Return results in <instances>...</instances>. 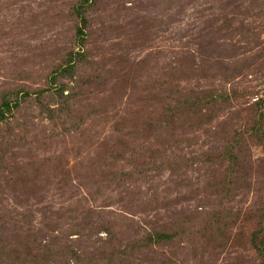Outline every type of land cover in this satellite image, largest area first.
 Here are the masks:
<instances>
[{"label": "rangeland", "instance_id": "rangeland-1", "mask_svg": "<svg viewBox=\"0 0 264 264\" xmlns=\"http://www.w3.org/2000/svg\"><path fill=\"white\" fill-rule=\"evenodd\" d=\"M80 3L0 0V94L33 93L0 125V264H68L69 247V264H118L131 242L126 264H261L245 239L264 226V143L248 133L264 128V0H91L82 46ZM69 54L60 99L47 77ZM169 90L224 97L161 145L143 125ZM160 227L185 237L149 242Z\"/></svg>", "mask_w": 264, "mask_h": 264}, {"label": "trees", "instance_id": "trees-1", "mask_svg": "<svg viewBox=\"0 0 264 264\" xmlns=\"http://www.w3.org/2000/svg\"><path fill=\"white\" fill-rule=\"evenodd\" d=\"M89 4H91V0H81L80 5L75 9L74 14L76 19L79 21L80 24H78L77 30H76V36L80 40L79 45L82 46L84 43V30L86 27V19L84 11L89 8ZM80 54H69L66 56V59L63 60V63L59 64L56 67H53V70H51V73L49 77H47V80L49 81L51 86H54L56 89V92L60 99H64V93L66 91L65 83L62 82L63 79H66L68 77H72V72L75 70V64L74 59ZM81 57V56H80ZM172 83H169L171 85ZM171 87V86H170ZM40 93H36V96L40 97ZM159 94V93H158ZM33 97V93L29 91H25L23 89L16 90L12 93L4 92L0 94V125L2 123H5L8 121L10 117H13L16 112H18L21 109V105L23 102H26L28 99H31ZM185 97L184 102L181 101V99ZM223 95L210 93L209 99L207 104H204L202 98L200 97H193L190 95H182L181 92L176 91L175 93L172 92V90L166 91L163 94V99L155 96V98L152 99V101H156L158 99H162L160 101L161 105L159 110L161 111V116L156 115L155 118L152 120H145L143 125L144 131L147 134L145 140H151L153 139H161L160 144L163 143H169L171 141H175L176 144H178L179 141L184 142L187 137V128H189L190 125V119L187 117L195 107H199L200 105H211L215 100L218 98H223ZM155 99V100H154ZM207 99V98H206ZM49 117L53 118L54 113L48 111ZM194 115V114H193ZM262 120L263 118L261 116L258 117L257 120L254 121V124L250 129H248V133L252 135V137H255L256 139H259L262 143H264V128L262 127ZM141 126V128H143ZM134 128H137V126H134ZM139 128V126H138ZM237 138V137H236ZM235 138V139H236ZM234 139V140H235ZM239 139V138H237ZM233 142L226 143V147L223 151L222 156H224V159L229 162L230 166L233 163H239L240 158L238 156V150L242 147V142L238 140H235ZM4 152L0 149V161L2 154ZM160 156V155H159ZM161 157V156H160ZM3 164V161H1ZM161 162H163L161 160ZM175 165V164H174ZM2 170H6L7 167L0 166ZM143 171V170H142ZM126 174L120 175L117 179L119 180H125ZM8 179V178H7ZM187 221H191L188 217H185ZM183 218V219H185ZM91 219V218H90ZM257 230L247 236L245 239L247 243L251 246L253 250L256 251L257 254H259L261 258V264H264V231H263V223L258 221ZM108 235L111 236L112 232L107 230ZM113 236V235H112ZM191 236H197L196 233L190 235ZM205 237V233H201V235ZM185 237V234L182 232L176 231L175 234L173 232H166L164 227L158 228L157 231L152 232L149 238V242H156L158 244H162L163 242H172L174 239H180L183 240ZM105 245V244H104ZM141 251V249L134 243L131 242L128 246H125L123 249H120L117 252L116 257H118L119 261L122 262V264L128 263V261L131 259L132 255L136 254L137 252ZM74 255V257L77 255L74 253V250L72 248H66L64 253L62 254V258L64 261L66 260L67 263L69 260L67 258L69 257V254ZM58 264H61L60 262ZM64 264V262L62 263Z\"/></svg>", "mask_w": 264, "mask_h": 264}]
</instances>
